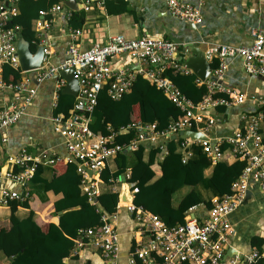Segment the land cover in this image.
Masks as SVG:
<instances>
[{
	"label": "built area",
	"instance_id": "1",
	"mask_svg": "<svg viewBox=\"0 0 264 264\" xmlns=\"http://www.w3.org/2000/svg\"><path fill=\"white\" fill-rule=\"evenodd\" d=\"M16 1H0V89H8L16 94L0 111V142L8 141V129L27 112L37 94V89L31 84L30 73H34L39 82L56 79L53 94L56 107L67 83L61 71L71 68L80 87L75 96L76 102L69 114L60 112L54 116L53 122L55 131L65 139L71 160L77 161L80 173L84 178L90 179L85 180L83 193L88 195L93 204H97L96 198L100 195V173L126 149H137L145 140L170 137L185 130L201 131L206 138H185L184 160L193 155L189 147L196 143L216 163L224 158L225 154L221 149L223 143L227 142L231 146L228 157L246 161L243 172L232 183L231 192L215 198L212 207L203 217L189 213L184 223L171 226L144 205L135 202L125 204L136 221L133 237L135 245L130 252V264H256L264 257V250L260 251L258 247H253L248 253H240L233 247L231 239L235 234V227L229 218L242 205L251 184L258 185L264 191V111L244 117L243 126L224 141L213 142L208 134L216 124V119L208 110L241 104L248 99L246 93L223 83L228 68L227 59L240 57L248 73L264 77V29H252L251 44H216L207 49V59L216 65L205 80L197 77L199 84L207 86V93L200 102L195 103L167 74L171 67L182 68L187 74L191 72L187 65L177 60V43L167 37L144 35L132 38L116 34L105 43H94L83 49L76 43V39L82 35V30L78 28L70 33L66 60L59 65L51 63L48 57L52 42L47 32L55 21V13L63 12L68 20L72 15L71 10L65 11L63 1L54 4L49 11H41L36 24L40 41L34 43L45 46L43 63L36 70L23 71L17 45L22 28L14 22L19 12ZM205 1L199 0V5L196 6L191 0H165L172 15L197 25L203 22L201 5ZM90 4V0H85L83 8L89 10ZM50 13L53 16L47 17ZM117 55L129 56L137 63V69L130 72L124 66L112 65L111 58ZM6 65L20 68L23 78L18 81L6 80ZM137 75L148 79L182 113L164 129H159L156 122L142 120L122 125L121 134H127L131 129L136 132L129 144L118 142V135L94 131L91 123L101 92L105 90L112 100L118 101L131 90ZM219 94L223 96H216ZM7 159L13 164V168L0 167V178L20 184L24 194L7 186L0 187V207L9 206L14 200H22L23 196L29 194L28 184L39 165L54 164L58 160L52 152L43 151L33 155L27 148H23L16 156L9 153ZM89 170L93 171L92 175ZM95 173H99L98 176ZM130 176V173L125 174L126 180ZM110 181L115 182L117 179L111 178ZM138 192L139 188L132 186L131 194L136 195ZM115 215L116 213L111 216L105 214L102 224L79 229L72 255H80L85 246H93L100 251L107 264H114L121 254L120 232L116 222L112 220ZM229 247H233L236 253L227 255Z\"/></svg>",
	"mask_w": 264,
	"mask_h": 264
},
{
	"label": "crops",
	"instance_id": "2",
	"mask_svg": "<svg viewBox=\"0 0 264 264\" xmlns=\"http://www.w3.org/2000/svg\"><path fill=\"white\" fill-rule=\"evenodd\" d=\"M77 1L79 5H81L85 0ZM90 2L89 10H85L84 8L79 9L82 10L85 15V21L81 27L74 28L70 25L69 20L72 18L73 11L75 10L68 8L64 1L65 11H72L70 19L68 20L67 15L63 12L55 13V21L51 29L47 32V36L52 42L50 48L51 53L48 57L51 63L59 65L66 60V50L70 43V33L78 28L82 30V35L76 39V43L83 49L89 48L94 43H105L113 35L123 34L126 37L132 38L153 35L171 39V36H175L186 43H194L203 51H207V49L216 44H251L253 41L251 34L252 29L254 27H261L264 29V0H206L205 3L201 5L203 22L198 25L195 24V26L190 22L172 15L168 10L165 0H90ZM191 2L196 6L199 5V0H191ZM177 45V60L180 63H184L181 58H188L193 55V52L188 51L183 54L182 51L184 46L178 43ZM226 62L228 68L223 83L232 89H237L246 93L248 99L244 103L226 106L224 109L216 107L208 110V113L216 119V124L212 126L208 132L213 142L224 141L232 137L235 131L243 126L244 117L264 111V77L248 73L240 57L228 58ZM111 63L114 66H124L130 72L137 69V63L126 55L112 57ZM184 65L186 64L184 63ZM215 65L216 63L214 62L212 66L214 67ZM169 71L177 83L183 81L187 74L182 68L171 67ZM190 71L189 74L193 73L192 70ZM22 78L23 76L21 74V79ZM29 78L31 79V84L37 89V94L29 105L27 112L16 124L8 129V141L6 143L0 142V167L13 168V164L8 161L7 157L9 153L13 154V156L18 155L23 148H27L33 155L43 151L52 152L58 158L56 163L41 164L38 168H40V170L43 171L42 173L47 177H57L66 173L69 183L71 182L70 194L74 196L83 194L85 180L90 181V179H88L89 177L84 178L80 173L78 170V162L71 160V155L67 150L64 137L56 132L54 128L53 118L58 114H56V112L59 106V101L58 106L55 107L53 100L56 79L39 82L34 73H30ZM178 87L180 88L179 85ZM130 91H132V89ZM15 95L14 92L8 89H0V111ZM107 96L101 99L98 106V109L104 112L102 124L105 125V130L102 129L97 132L106 135H118L116 136L117 140L121 135L120 129L125 123V116L119 106H113V109H107L106 102L109 100V96ZM181 113V110L179 114L174 113L176 115L169 113L170 116L167 117L168 121L170 122L177 119ZM140 116L139 102L132 104L130 106L131 122L140 120ZM94 117L95 116H93V119L95 120ZM185 131L180 132L179 137L183 138L181 135ZM168 139H172V137H159L155 140L149 139L142 141L140 143L142 147L140 153L144 155L143 158L146 159L150 146H157L159 144L165 149L166 144L163 143V141ZM130 150L131 149L128 148L125 151ZM227 153L229 155V152ZM117 158L118 157L112 160L100 173L98 181L100 194L103 185L106 184L103 175L105 171H108V175H110L111 172H115L117 168ZM226 159L229 163L240 160L233 157H228ZM210 161L213 165L206 169L207 175L211 174L214 165L217 163H214L211 159ZM73 165H76V167L70 170V166ZM156 167H154V170L158 178L161 176L162 172L159 165L156 164ZM128 173H130V171L125 172V174ZM98 174L99 173H95L97 176ZM115 179H117V181L111 182L112 186L110 189L113 192H117L119 195L125 181L122 180V176ZM126 181L133 186L129 179ZM2 186H7L21 193L24 191L20 184L0 178V187ZM34 188L36 187L31 180L27 189L33 190ZM188 190H186L182 196ZM132 196L134 197L133 202H135L136 195ZM61 197H63L62 193L55 194L53 191L42 192L40 195L31 194V208L19 206L16 210V215L18 217H23L27 213L30 214L32 211L36 215L37 221L42 228L46 230L49 223L59 222L58 214L54 213V202ZM204 197L205 199H209L210 202L190 207L186 212V216L189 213H194L197 217H203L212 207L214 199L218 196H211L209 193L204 192ZM125 204L127 203L118 200L117 210L115 211L116 215L112 218L119 229L121 245L120 257L114 264H130V252L135 245L133 237L134 231L136 230V221L127 207H125ZM119 205L120 207H118ZM200 206H203V208L198 209ZM11 214L10 206L0 207V231L10 229L12 225ZM229 218L235 227V234L231 239V244L240 253L250 252L253 247H256L252 243L256 236H260L264 239V191H262L258 185L251 184L250 190L242 205L232 212ZM77 256L79 258L74 261V263L107 264L100 251L93 246H85L80 251V255ZM0 264H7L6 260L1 258Z\"/></svg>",
	"mask_w": 264,
	"mask_h": 264
},
{
	"label": "trees",
	"instance_id": "3",
	"mask_svg": "<svg viewBox=\"0 0 264 264\" xmlns=\"http://www.w3.org/2000/svg\"><path fill=\"white\" fill-rule=\"evenodd\" d=\"M59 1L65 2V0L16 1L19 12L15 16L14 22L21 26L22 35L32 43L33 50L36 47L34 41H40L36 24L41 17V11H49ZM52 16V13L47 15V17ZM84 21L85 15L82 10L73 11V16L69 20L70 25L74 28L81 27ZM4 74L6 80L18 81L21 79L20 68L10 65H6ZM167 74L173 79L170 71ZM177 84L195 103L200 102L207 93V86L199 85L194 73L186 74L183 81ZM131 89L132 91L126 93L119 101L112 100L103 90L99 97V103L104 96H107L109 98L106 102L107 109L119 106L125 116L124 124H127L131 122L130 106L139 102L140 120L148 123L156 122L159 129H164L168 125L169 113H180L179 108L142 75H137ZM75 102L76 97L61 93L56 114L60 112L69 114ZM98 106L93 113L95 120L93 119L91 123V128L96 132L105 130V125L102 124L104 112L100 111ZM218 108L224 109L225 106H218ZM135 136L136 132L131 129L127 134L122 133L117 141L129 144ZM184 142L185 139L179 137L163 141L166 144L165 149L159 144L150 146L146 159L140 153L141 144L138 149H131L120 154L116 160L115 172L108 175V171H105L103 175L106 184L103 185L101 194L96 198L97 204H93L85 193L77 196L71 195V182L69 183L66 173L57 177H47L38 168L32 179L36 188L28 190L29 194L23 196L22 200H14L9 204L12 212V225L8 230L0 231V259L4 258L7 264H78L74 261L79 257L72 256L76 238L79 237L78 230L100 225L103 223L102 217L105 214L111 216L115 213L119 195L117 192L111 191L112 181L110 179L120 178L126 171L131 173L129 181L132 185L139 188L135 203L144 205L171 226L184 223L186 212L190 207L210 202L209 199H205L204 192L218 197L230 193L231 185L243 172L246 161L235 160L229 163L226 158L229 156L227 152L230 151L231 146L224 142L221 149L225 154L224 158L217 162L211 174L207 175L206 169L213 164L206 153L202 151L201 147H197L196 143H193L189 147L193 155L184 160ZM156 164L159 165L162 172L158 178L154 170ZM75 167L76 165L70 166V170ZM185 187H188L189 190L175 202V194ZM48 191L63 194V197L54 202V213L59 216L58 223L51 222L44 230L37 221L34 212L31 211L30 214L27 213L23 217L16 215L19 206L31 208V194L40 195V193ZM77 206L79 208L72 209ZM59 211H63V213L59 214ZM252 243L260 251L264 250L262 237L256 236ZM68 257L69 261L67 262L66 258ZM138 264L140 263L138 262ZM256 264H264V257L259 259Z\"/></svg>",
	"mask_w": 264,
	"mask_h": 264
},
{
	"label": "water",
	"instance_id": "4",
	"mask_svg": "<svg viewBox=\"0 0 264 264\" xmlns=\"http://www.w3.org/2000/svg\"><path fill=\"white\" fill-rule=\"evenodd\" d=\"M65 4L67 7L75 11L83 8V4L80 3L81 5H79V2L77 0H65ZM192 24L195 26L194 23ZM170 38L179 45L184 46V49L182 51L183 54L187 53L188 51L193 52V55L189 56L188 58L183 59L182 57L181 59L197 77L202 80H205L209 76L213 68L212 63L207 59L206 51H203L199 46L195 45L194 43H186L175 36H171ZM17 45L18 52L20 55L21 69L23 71H32L41 67L44 58V45L38 44L33 50L32 43L27 40L23 35L19 36ZM61 75L67 80V85L63 88L62 93L75 97L78 94L80 87L77 78L73 74V70L71 68L62 70ZM181 136L183 138L189 137L191 139L206 138L201 131L196 130H186ZM171 137H179V134L174 133L171 135ZM89 173L90 175H92L93 171L89 170ZM122 180L125 182L119 193V200L123 203H131L134 200V197L130 194L132 186L128 181H126L125 175H122ZM77 208L79 207L77 206L72 209ZM62 213L63 211H59V214ZM233 252L236 253V250L231 247L228 249L227 255H232ZM66 261H69V257L66 258Z\"/></svg>",
	"mask_w": 264,
	"mask_h": 264
},
{
	"label": "rangeland",
	"instance_id": "5",
	"mask_svg": "<svg viewBox=\"0 0 264 264\" xmlns=\"http://www.w3.org/2000/svg\"><path fill=\"white\" fill-rule=\"evenodd\" d=\"M189 188L188 187H185V189L184 190H181V191H178L176 194H175V196H174V200H175V202L178 200V198H180L181 196H182V194L186 191V190H188ZM203 208V206H200L198 209H202Z\"/></svg>",
	"mask_w": 264,
	"mask_h": 264
}]
</instances>
